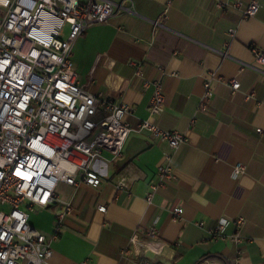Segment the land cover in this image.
Returning a JSON list of instances; mask_svg holds the SVG:
<instances>
[{
  "label": "crops",
  "instance_id": "obj_1",
  "mask_svg": "<svg viewBox=\"0 0 264 264\" xmlns=\"http://www.w3.org/2000/svg\"><path fill=\"white\" fill-rule=\"evenodd\" d=\"M217 1L231 0H171L166 14L167 0H125L131 11L91 25L74 43L80 84L132 106L126 118L133 127L148 116L151 97L137 67L146 78H160L165 107L154 121L181 131L187 142L171 149L166 140L132 131L121 157L103 151L94 161L99 186L58 183L61 201L28 211L30 226L50 235L62 202L71 205L51 242L50 264H135L121 259V250L135 229L150 226L165 242L154 256L159 264H194L206 254L264 264V67L252 52L264 49V0L248 18L241 8H220ZM240 1L245 6L250 0ZM228 29L235 30L232 36ZM210 73L213 94L198 110ZM230 79L240 83L238 89ZM167 154L173 176L148 203L145 192ZM236 163L245 168L233 176ZM176 207L181 214L172 213ZM221 218L229 221L225 235L214 237L209 230ZM237 231L241 243L231 239Z\"/></svg>",
  "mask_w": 264,
  "mask_h": 264
},
{
  "label": "built area",
  "instance_id": "obj_2",
  "mask_svg": "<svg viewBox=\"0 0 264 264\" xmlns=\"http://www.w3.org/2000/svg\"><path fill=\"white\" fill-rule=\"evenodd\" d=\"M124 1L0 0V264H50L51 242L58 237L61 220L71 205L62 202L64 210L56 215L50 235L30 226L28 211L61 201L56 191L60 182L99 186L101 176L94 161L103 151L112 159L121 157L132 131H146L166 140L171 149L187 142L181 131L161 128L154 121L165 107L160 78H146L139 67L136 69L143 87L151 88L148 116L140 119L137 127L126 118L132 114V106L92 93L79 82L72 60L74 43L91 25L131 11ZM170 4L167 0L164 14ZM216 6L241 8L242 17L248 18L256 15L260 3L250 0L242 6L240 0H231L217 1ZM234 31L228 29V34L232 36ZM252 52L255 63L264 67V49L252 47ZM213 77L210 73L204 82L198 110L206 109L213 94ZM229 84L233 90L240 86L236 79H230ZM244 168L243 163H236L231 174L237 176ZM172 176L167 154L165 162L157 166L145 200L151 203ZM118 185L124 184L119 181ZM105 209V205L98 206L99 211ZM181 212L180 207L172 209L173 214ZM235 222L239 228L243 219ZM228 223L225 218L218 219L209 230L211 235L224 237ZM231 239L243 241L238 231ZM164 246L155 227L135 229L121 250V259L159 264L154 256Z\"/></svg>",
  "mask_w": 264,
  "mask_h": 264
},
{
  "label": "trees",
  "instance_id": "obj_3",
  "mask_svg": "<svg viewBox=\"0 0 264 264\" xmlns=\"http://www.w3.org/2000/svg\"><path fill=\"white\" fill-rule=\"evenodd\" d=\"M205 260H213V261H218L221 264H235L229 262L227 259L223 258L222 256L219 255H212V254H206L203 255L200 259H198L194 264H201Z\"/></svg>",
  "mask_w": 264,
  "mask_h": 264
}]
</instances>
